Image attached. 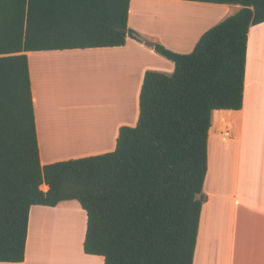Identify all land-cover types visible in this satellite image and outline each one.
Returning a JSON list of instances; mask_svg holds the SVG:
<instances>
[{
  "label": "trees",
  "instance_id": "1",
  "mask_svg": "<svg viewBox=\"0 0 264 264\" xmlns=\"http://www.w3.org/2000/svg\"><path fill=\"white\" fill-rule=\"evenodd\" d=\"M131 0H0V262L25 259L30 208L76 200L84 252L104 264H193L207 196L215 110L243 106L248 32L264 0H191L241 9L190 53L141 40L175 64L147 70L136 126L115 150L42 165L28 51L123 46Z\"/></svg>",
  "mask_w": 264,
  "mask_h": 264
},
{
  "label": "crops",
  "instance_id": "2",
  "mask_svg": "<svg viewBox=\"0 0 264 264\" xmlns=\"http://www.w3.org/2000/svg\"><path fill=\"white\" fill-rule=\"evenodd\" d=\"M238 9L240 5L203 1L131 0L128 26L144 40L190 53L208 29ZM26 53L42 165L115 150L120 128L138 123L146 71L175 69L173 61L131 36L123 46ZM83 72L97 75L107 92L93 96L91 106L92 95L82 93ZM98 98L104 99L98 103ZM229 121L235 124L234 135L225 138L222 128ZM212 124L204 183L207 200L193 264H264V22L248 32L242 108L215 110ZM212 133L223 140L221 145L212 142ZM58 135L87 139L59 146ZM75 202L33 205L24 261L0 264H56L58 238L65 236L67 242L66 235L90 262L104 264V257L84 252L87 214Z\"/></svg>",
  "mask_w": 264,
  "mask_h": 264
},
{
  "label": "rangeland",
  "instance_id": "3",
  "mask_svg": "<svg viewBox=\"0 0 264 264\" xmlns=\"http://www.w3.org/2000/svg\"><path fill=\"white\" fill-rule=\"evenodd\" d=\"M238 10H240V9H238ZM238 10H235L232 13V15L235 14V13H237ZM79 78H80V83H82L81 84V86H82V93L85 94L86 91H87L89 95H92V98L91 97L88 98L89 106H91L93 103H95L93 101V96H96L98 94V97H100L103 94H106L107 93L106 90H105V88L103 86H101V83L99 84V80H98V76L97 75L92 74L90 72H88V73L83 72V73H81V75L79 76ZM76 82H77V79H75V83ZM90 82H91V86L89 85ZM96 84L99 85V86H95ZM103 99L104 98H98V103H100L101 101H103ZM84 102H85V98H83V103ZM213 117H215V115H213ZM228 118H230V117H228ZM231 118H233V117H231ZM212 135L215 136L214 138L211 139L212 142L214 143V141L217 140V143H219V145H221L220 143L223 140L218 137V134L212 133ZM60 136L61 135H58V138H59L58 139V142L61 139ZM67 136H70V138L66 142H64V143H60V144L58 143L59 146H62L64 144L70 143V142H72V143H78V142H81V141H85L87 139V135H67ZM51 138H52V135H51ZM75 203H77V202H75Z\"/></svg>",
  "mask_w": 264,
  "mask_h": 264
},
{
  "label": "bare ground",
  "instance_id": "4",
  "mask_svg": "<svg viewBox=\"0 0 264 264\" xmlns=\"http://www.w3.org/2000/svg\"><path fill=\"white\" fill-rule=\"evenodd\" d=\"M60 137L61 139L58 142L59 144L66 142L70 138V136H67V135H61ZM69 219H71V221L74 222L73 216H69ZM76 221H79L80 223L79 233L81 234L82 219H81L80 214L76 218ZM66 238H67V242L65 241V236L64 238H60V237L58 238V242L60 245L58 247L60 249L58 252L54 251V252H57L55 253L57 254L55 255L56 260L58 261L56 262L57 264H61V263L63 264H93V262H90L91 261L89 260L90 258H87L86 256H83V254L80 253L79 246L77 244L68 242V235H66Z\"/></svg>",
  "mask_w": 264,
  "mask_h": 264
},
{
  "label": "built area",
  "instance_id": "5",
  "mask_svg": "<svg viewBox=\"0 0 264 264\" xmlns=\"http://www.w3.org/2000/svg\"><path fill=\"white\" fill-rule=\"evenodd\" d=\"M234 130H235V124L232 123L231 121L226 122L224 127L222 128V135L225 138H230L234 135Z\"/></svg>",
  "mask_w": 264,
  "mask_h": 264
},
{
  "label": "water",
  "instance_id": "6",
  "mask_svg": "<svg viewBox=\"0 0 264 264\" xmlns=\"http://www.w3.org/2000/svg\"><path fill=\"white\" fill-rule=\"evenodd\" d=\"M136 36H137V38H139L140 40H143V37H142L141 35L137 34Z\"/></svg>",
  "mask_w": 264,
  "mask_h": 264
}]
</instances>
